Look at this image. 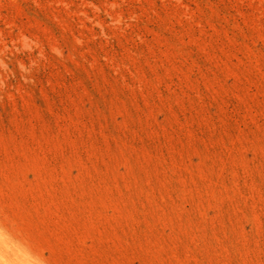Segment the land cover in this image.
<instances>
[{"label": "rangeland", "instance_id": "obj_1", "mask_svg": "<svg viewBox=\"0 0 264 264\" xmlns=\"http://www.w3.org/2000/svg\"><path fill=\"white\" fill-rule=\"evenodd\" d=\"M0 231L35 264H264V0H0Z\"/></svg>", "mask_w": 264, "mask_h": 264}, {"label": "bare ground", "instance_id": "obj_2", "mask_svg": "<svg viewBox=\"0 0 264 264\" xmlns=\"http://www.w3.org/2000/svg\"><path fill=\"white\" fill-rule=\"evenodd\" d=\"M0 264H35L27 259L23 251L11 245L0 231Z\"/></svg>", "mask_w": 264, "mask_h": 264}]
</instances>
